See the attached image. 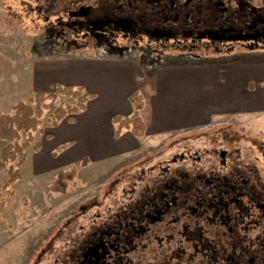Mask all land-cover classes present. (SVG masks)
I'll return each instance as SVG.
<instances>
[{"label": "flooded vegetation", "instance_id": "obj_1", "mask_svg": "<svg viewBox=\"0 0 264 264\" xmlns=\"http://www.w3.org/2000/svg\"><path fill=\"white\" fill-rule=\"evenodd\" d=\"M258 1L165 0L158 14L178 25L177 45L209 38L231 51L261 52ZM222 122L226 129L213 130L218 121L151 138L193 135L166 150L144 146L119 157L146 161L119 198L89 200L64 227L40 237L32 264H264V134Z\"/></svg>", "mask_w": 264, "mask_h": 264}, {"label": "rangeland", "instance_id": "obj_2", "mask_svg": "<svg viewBox=\"0 0 264 264\" xmlns=\"http://www.w3.org/2000/svg\"><path fill=\"white\" fill-rule=\"evenodd\" d=\"M101 1L0 0V113H13L18 102H28L38 93H34L36 86L33 67L45 60L62 61L82 55L116 57L133 62L138 67L233 63L242 60L264 62V45H261V52L239 48L231 51L225 45H210L206 41L209 38L202 40V44L185 47L146 35L130 34L113 36L110 41L103 42L98 37L93 39L87 30H79L78 26L75 29L71 27L73 21H82L72 11L79 7L98 6L92 15H100L101 8L105 7ZM205 37L202 36V39ZM53 85L49 87L50 91ZM47 118L48 114H45L43 122H47ZM222 121L224 119L219 120L213 130L226 129V123ZM51 132V128L44 127L33 134L27 162L20 169L21 180L11 183L9 173L0 171V197L12 193L6 198V210L0 217V264H32L35 245L40 237L64 227L69 218L89 200L119 198L135 172L141 169L142 166L137 170L139 163L146 161V156L140 158V161L130 156L100 164L89 161L88 166L78 169L68 193L49 194L45 191L60 171L81 163L60 166V163H56L60 159L54 160L52 157L54 164L51 162V170L43 172L35 169L34 162L41 156V150L36 152L34 146L40 143L42 149V143L47 141ZM189 136L193 135L160 142L151 138H145L144 141L146 146L157 147L155 150L160 151ZM172 147L177 148L178 144ZM155 150L148 153L152 154ZM57 164L60 167L55 169ZM261 167H264V163H261ZM118 179L119 183L116 184Z\"/></svg>", "mask_w": 264, "mask_h": 264}, {"label": "crops", "instance_id": "obj_3", "mask_svg": "<svg viewBox=\"0 0 264 264\" xmlns=\"http://www.w3.org/2000/svg\"><path fill=\"white\" fill-rule=\"evenodd\" d=\"M33 73L34 93L49 92L59 83L81 86L95 95L75 123L63 121L52 128L34 162L35 169L43 172L53 168V158L60 159L56 162L60 166L85 159L106 163L146 146L145 138L207 128L223 119L264 134V62L260 60L138 67L123 58L82 55L40 61ZM136 92L145 98L141 116L147 137L124 131L116 138L112 120L134 113L129 97ZM61 147L65 148L54 156Z\"/></svg>", "mask_w": 264, "mask_h": 264}, {"label": "trees", "instance_id": "obj_4", "mask_svg": "<svg viewBox=\"0 0 264 264\" xmlns=\"http://www.w3.org/2000/svg\"><path fill=\"white\" fill-rule=\"evenodd\" d=\"M165 0H133V7L126 3L121 8L123 0H103L104 9L100 15H92L99 8L94 6L79 7L72 14L81 17L82 21H73L71 27L87 30L94 37L103 42L110 41L111 37L121 34L133 36H148L166 42H175L181 39L178 25L165 24L158 14ZM207 0H189L190 5L204 4ZM100 4V3H99ZM94 7V8H93ZM195 34V33H193ZM92 38V37H89ZM110 47V46H109ZM95 95L84 87L55 84L50 92H38L28 102H18L13 113H0V171H7L10 182L22 179L20 169L27 161V152L33 142V134L42 128H55L63 121L71 124L77 117L84 113ZM134 113L129 117L114 116L112 123L115 127V137L119 138L124 131H130L135 137L142 138L146 135V125L141 116L145 107L144 96L136 92L129 97ZM48 114L47 122H43L44 115ZM48 138L51 135L47 136ZM61 147L54 156L63 150ZM34 150L39 152L41 144L37 143ZM85 159L78 165H73L58 173L53 183L46 189V193L66 194L74 183L76 173L80 167L89 165ZM6 197H0V217L6 210Z\"/></svg>", "mask_w": 264, "mask_h": 264}, {"label": "water", "instance_id": "obj_5", "mask_svg": "<svg viewBox=\"0 0 264 264\" xmlns=\"http://www.w3.org/2000/svg\"><path fill=\"white\" fill-rule=\"evenodd\" d=\"M222 2V1H221ZM177 20V18L175 19V21Z\"/></svg>", "mask_w": 264, "mask_h": 264}]
</instances>
